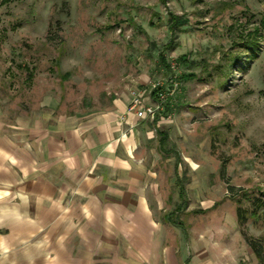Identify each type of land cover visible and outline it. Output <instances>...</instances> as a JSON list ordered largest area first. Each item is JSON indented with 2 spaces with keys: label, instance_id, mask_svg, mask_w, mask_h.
Wrapping results in <instances>:
<instances>
[{
  "label": "rangeland",
  "instance_id": "1",
  "mask_svg": "<svg viewBox=\"0 0 264 264\" xmlns=\"http://www.w3.org/2000/svg\"><path fill=\"white\" fill-rule=\"evenodd\" d=\"M158 81L166 99L143 151L159 216L264 244V0H0L7 120L44 114L51 98L99 109Z\"/></svg>",
  "mask_w": 264,
  "mask_h": 264
},
{
  "label": "crops",
  "instance_id": "2",
  "mask_svg": "<svg viewBox=\"0 0 264 264\" xmlns=\"http://www.w3.org/2000/svg\"><path fill=\"white\" fill-rule=\"evenodd\" d=\"M130 100L65 112L51 98L44 114L0 113V264H260L229 225L185 232L161 219L143 151L152 132Z\"/></svg>",
  "mask_w": 264,
  "mask_h": 264
},
{
  "label": "built area",
  "instance_id": "3",
  "mask_svg": "<svg viewBox=\"0 0 264 264\" xmlns=\"http://www.w3.org/2000/svg\"><path fill=\"white\" fill-rule=\"evenodd\" d=\"M154 92L156 99L151 98ZM166 99V92L163 90L161 82H154L148 88L137 89L131 91V100L128 106L129 112H134L136 116L142 120H154L156 114L163 108V102Z\"/></svg>",
  "mask_w": 264,
  "mask_h": 264
},
{
  "label": "trees",
  "instance_id": "4",
  "mask_svg": "<svg viewBox=\"0 0 264 264\" xmlns=\"http://www.w3.org/2000/svg\"><path fill=\"white\" fill-rule=\"evenodd\" d=\"M176 18V17H175ZM264 203L258 205V207H263ZM251 214L256 215V210ZM248 219L247 210L241 206L237 207V220L240 225H243ZM248 244L252 247L255 255L257 256L259 263L264 264V244L259 239L251 238L247 239Z\"/></svg>",
  "mask_w": 264,
  "mask_h": 264
}]
</instances>
